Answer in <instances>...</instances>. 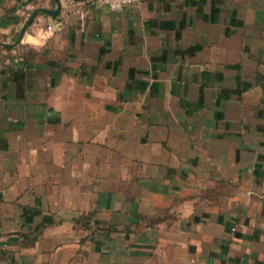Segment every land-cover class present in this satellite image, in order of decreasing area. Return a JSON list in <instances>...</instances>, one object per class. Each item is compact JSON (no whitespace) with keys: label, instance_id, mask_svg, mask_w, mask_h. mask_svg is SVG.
Here are the masks:
<instances>
[{"label":"crops","instance_id":"obj_1","mask_svg":"<svg viewBox=\"0 0 264 264\" xmlns=\"http://www.w3.org/2000/svg\"><path fill=\"white\" fill-rule=\"evenodd\" d=\"M60 3L0 0V264H264V0Z\"/></svg>","mask_w":264,"mask_h":264},{"label":"built area","instance_id":"obj_2","mask_svg":"<svg viewBox=\"0 0 264 264\" xmlns=\"http://www.w3.org/2000/svg\"><path fill=\"white\" fill-rule=\"evenodd\" d=\"M90 4L95 6H106L111 10H121L126 5L137 2L139 0H87ZM48 30H51L52 27L48 26ZM0 60H1V50H0ZM2 64L0 63V69Z\"/></svg>","mask_w":264,"mask_h":264},{"label":"water","instance_id":"obj_3","mask_svg":"<svg viewBox=\"0 0 264 264\" xmlns=\"http://www.w3.org/2000/svg\"><path fill=\"white\" fill-rule=\"evenodd\" d=\"M74 1H82V0H74ZM56 2V7L54 9H44V8H40L38 10H36L34 12V14H36L37 12H43V13H47V14H51V15H56L59 10H60V7H61V3H60V0H55ZM1 46H7L5 44H1Z\"/></svg>","mask_w":264,"mask_h":264},{"label":"trees","instance_id":"obj_4","mask_svg":"<svg viewBox=\"0 0 264 264\" xmlns=\"http://www.w3.org/2000/svg\"><path fill=\"white\" fill-rule=\"evenodd\" d=\"M0 50H2V48L0 47Z\"/></svg>","mask_w":264,"mask_h":264}]
</instances>
